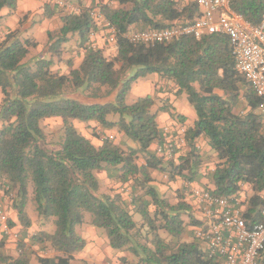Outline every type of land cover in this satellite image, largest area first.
<instances>
[{"label":"trees","instance_id":"1","mask_svg":"<svg viewBox=\"0 0 264 264\" xmlns=\"http://www.w3.org/2000/svg\"><path fill=\"white\" fill-rule=\"evenodd\" d=\"M17 7L18 0H0V10ZM93 9L100 11L103 22L94 20ZM232 9L258 25L264 0H233ZM45 14L59 15L61 26L47 32L49 42L42 56L26 61L38 44L22 38L23 21L0 42V207L9 199L17 219L8 218L5 209L7 225L22 229L16 255L6 252V235L0 240V264H86L77 258L88 245L78 232L84 224L105 236L112 250L127 253L120 264H223V259L210 257L206 241L196 234L206 222L194 214L195 198V208L183 201L171 204L154 185L153 172H163L172 182L182 180L186 190L199 182L204 161L197 140L205 137L218 162L207 175L213 189L201 188L233 200L245 185L251 186L243 218L250 226L263 221V100L238 71L228 37L187 36L155 44L130 41L131 33L192 23L201 16L193 0H110L79 6L77 13L45 5ZM103 25L114 30V57L90 42ZM72 41L75 47H69L72 55L66 59L65 48ZM81 56L76 66L75 59ZM63 62L67 74L53 69ZM154 74L173 84L176 96L185 94L197 116L185 131L186 149L179 157L176 150L169 156L152 147L164 149L169 142V133L158 123L160 112L184 118L170 107H158L157 96L128 102L133 85ZM49 119L62 122L63 134L55 143L47 141L43 128ZM76 122L96 123V128L89 126L91 139ZM111 130L135 147L115 143L104 133ZM93 138L102 145H94ZM101 171L126 186L129 198L121 193L100 195L96 174ZM30 196L38 218L54 232L30 233L34 224L27 209ZM259 261L264 263V252Z\"/></svg>","mask_w":264,"mask_h":264},{"label":"built area","instance_id":"2","mask_svg":"<svg viewBox=\"0 0 264 264\" xmlns=\"http://www.w3.org/2000/svg\"><path fill=\"white\" fill-rule=\"evenodd\" d=\"M72 12L79 8L69 0H42ZM199 7L201 16L192 23L175 25L170 29L149 30L131 33L128 37L135 43H166L182 37L201 39L216 34L226 35L238 71L246 77L257 96L263 100L261 112L264 118V16L258 25H252L232 9L233 0H193ZM96 22L104 17L98 9L90 11ZM114 33V30H112ZM111 41L116 44L115 37ZM176 144L168 142L158 147L160 154L171 156ZM177 148V147H176ZM196 208L205 220V227L197 228L196 234L206 241L210 257L223 259V264H264L259 261L264 252V208L263 221L249 225L243 218L239 198L212 195L200 187L192 190ZM233 201V202H232ZM7 216L0 211V222L5 225L6 234H11Z\"/></svg>","mask_w":264,"mask_h":264},{"label":"crops","instance_id":"3","mask_svg":"<svg viewBox=\"0 0 264 264\" xmlns=\"http://www.w3.org/2000/svg\"><path fill=\"white\" fill-rule=\"evenodd\" d=\"M74 5H78L79 8L82 6L90 7L92 5H103L107 4L110 0H70ZM22 30L24 31V36L26 38L34 39L38 46L34 48L38 53L45 54L46 47L48 45V37L47 32H52L54 29H59L61 24L57 14L51 15L47 17L45 14V5L42 0H18V7L15 11H10L7 8L0 10V42L6 38V34L9 31H14L20 28L21 23ZM102 37H97V44L100 48H103L102 43L104 41L101 39ZM71 43V42H70ZM74 44L75 41H72ZM105 50V49H104ZM34 52L32 49L30 53ZM117 53V46L110 49L109 51L105 50L106 56L114 57ZM42 54V55H43ZM69 58V57H68ZM82 60L81 58L76 57L75 64L76 66ZM54 70L61 71L62 73H69V68L63 63L54 65ZM157 96L159 99L158 107H170L174 112H176L179 116L183 117L184 120H179L176 118H172L168 112H160L158 115V123L160 128L164 129L165 132H177L171 133L173 142H175L177 147L176 157H179L184 150L186 149V141H185V131L188 128H192L197 120V116L195 110L190 106L189 102L186 101V95L182 94L181 96H176V88L173 84H167L165 80L161 79L158 75H150L145 79L139 80L136 84L133 85L130 95L128 96V102H133L139 97L143 96ZM189 104V105H188ZM75 126L85 135L87 138H92V134L89 133V126L91 128H96L97 125L95 122H90L88 125H84L81 123H75ZM99 128L97 132H99ZM106 136L113 137V135L118 134L121 138L122 145H127V147H135V145L128 141L123 134L118 133L116 130L105 131ZM178 134V135H177ZM169 141V140H168ZM92 143L96 146H101L102 141L99 139H92ZM115 143L120 144L115 141ZM197 147L200 150V155L203 158L204 164L201 169V173L203 177L199 179V182H195L191 184L192 187L200 186L206 189H213L212 184L209 183L207 179V175L210 171H213L218 160L216 153L209 146L208 140L205 137H201L197 140ZM158 145H153L152 149L156 150ZM155 176V173L153 172ZM252 195L251 186L245 185L243 187V192L239 197V201L241 203L242 211H245V202ZM10 212V211H9ZM10 217L13 219H17V213L11 209L9 213ZM8 215V216H9ZM32 221L34 220V215H31ZM38 218V216H36ZM197 217V216H196ZM9 218V217H8ZM199 219L202 218L201 214ZM39 219V218H38ZM21 229V226H17ZM81 229L78 232L87 240L88 245L85 250L81 253L77 254V258H86L88 260L91 257L90 252L92 249L93 243H99L100 241L107 245L108 250H112L109 245L107 238L100 233L91 225L84 224L80 226ZM12 246V245H11ZM8 248V246H6ZM15 248V247H14ZM120 255V254H119ZM118 255V256H119ZM89 256V257H88ZM120 256H123L120 255Z\"/></svg>","mask_w":264,"mask_h":264},{"label":"rangeland","instance_id":"4","mask_svg":"<svg viewBox=\"0 0 264 264\" xmlns=\"http://www.w3.org/2000/svg\"><path fill=\"white\" fill-rule=\"evenodd\" d=\"M71 3L73 4V2H71ZM44 5H50L51 8H54L56 6L54 4H46L45 2H44ZM75 6H77V5H75ZM60 9H63L64 11H67V12H72L71 10H67V9L62 8V7H60ZM58 17H59V15H58ZM59 20H60V18H59ZM57 30L58 29H54L52 32H56ZM113 34L114 33L112 32V30H107L105 28V26L103 25V26H101L100 32H97V33H94L93 35H91L90 42H91V44L95 45L96 47H99V45L97 44V37H99V35H100V37H102L101 39L104 41V43H102L103 48L106 51H109L110 49H112V47L114 48V46H115V43H113L111 41ZM22 38H26V36H24ZM69 47L74 49L75 43L73 44L71 42L68 45H66L65 50L67 52H64V58H66V59L70 55H72L68 52L69 49H71ZM32 50L34 52L29 54L26 61L36 59L39 56H42V54H43V53L42 54L38 53L35 49H32ZM109 57H111V56L109 55ZM58 64L60 65V63H58ZM56 65L57 64H55V66ZM1 98H2V96L0 94V101H1ZM185 99L188 103L187 97ZM0 128H1V123H0ZM43 128H44L45 133H46L47 141L51 142V143L58 142V140L61 138V136L63 134L62 122L59 119L46 120L43 123ZM89 133L90 134L93 133L91 128L89 130ZM168 133H169L168 134L169 135V141L173 142V138L171 137L172 135L170 134L171 132H168ZM113 137H114L113 140L119 142L120 144L122 143V141L120 140L121 138L119 137L118 134L113 135ZM173 143H175V142H173ZM122 147L127 149V147L125 145H122ZM175 150H177L176 146H175ZM154 173H155L154 185L157 187L158 191L161 193V195L163 196L164 199L168 200L171 204H174V205L180 201H183L187 205H190V206L193 205L194 206L193 203L195 201H194V199H192L191 191L195 187L189 186L186 190V188L184 189V184H183L182 180L178 179L177 181L172 182V181L168 180L167 175L164 174L163 172H154ZM96 175H97V178L99 179V182H100V193H99L100 195H103V194L114 195L116 193H121L125 199L129 198V196H128L129 192H128V189L126 188V186L121 187L120 184L116 183L114 180L109 179L106 171L98 172ZM196 187H200V186H196ZM11 204L12 203H11V201H9V199H5L1 204L0 210L5 211V209H7L8 210L7 212L9 215V213L11 212ZM194 208H195V206H194ZM27 209H28L30 216L32 214L34 215V220H35L33 227L29 230L31 234L38 232L41 229H45V230H48L50 232H54L53 226H51L48 223H45L43 220H40L36 217L37 216L36 209H35V205H33L31 196H30V199L28 201ZM195 209H197V208H195ZM195 209H194V214L197 215L198 217H200V214ZM8 217L10 218V215ZM90 218H91V215L87 214V219L89 220ZM185 219H187V218H185ZM136 220L139 221L140 218L138 216H136ZM139 223H140V221H139ZM4 226L5 225H3L0 222V240L4 237V235H6V239H7L6 246H8V248L6 247V252L11 254V255H16V253H17L16 245H17L18 239L20 238L22 229H20L18 227H14V228L10 229L11 234H6L4 231ZM80 229H81V227L79 226L78 230H80ZM92 246L93 247H92L91 252H90L91 257L88 256L89 257L88 260L85 257L84 258H78V259L86 261V264H120L119 263V259L121 257L120 255H122V254L127 255V253H125V252L120 253V252L115 251V250L114 251L108 250L107 245L102 243L101 241L98 244L93 243ZM50 254H52V253H48V255H50ZM78 264H84V263L80 262Z\"/></svg>","mask_w":264,"mask_h":264}]
</instances>
